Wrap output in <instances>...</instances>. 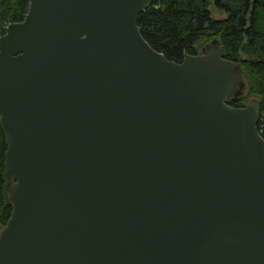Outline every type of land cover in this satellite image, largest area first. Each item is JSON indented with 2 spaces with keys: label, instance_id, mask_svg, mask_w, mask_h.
<instances>
[{
  "label": "water",
  "instance_id": "water-1",
  "mask_svg": "<svg viewBox=\"0 0 264 264\" xmlns=\"http://www.w3.org/2000/svg\"><path fill=\"white\" fill-rule=\"evenodd\" d=\"M153 0H29L0 36V264H264L260 102L213 39L180 63Z\"/></svg>",
  "mask_w": 264,
  "mask_h": 264
},
{
  "label": "trees",
  "instance_id": "trees-1",
  "mask_svg": "<svg viewBox=\"0 0 264 264\" xmlns=\"http://www.w3.org/2000/svg\"><path fill=\"white\" fill-rule=\"evenodd\" d=\"M226 13L213 19L209 5ZM29 0L0 1V36L9 24L21 22ZM140 34L168 61L180 63L184 55H195L215 39L224 49V58L241 62L246 79L245 95L228 102L241 107L247 100L260 102L257 130L264 115V0H153L137 18ZM6 141L0 126V227L11 213L4 193Z\"/></svg>",
  "mask_w": 264,
  "mask_h": 264
},
{
  "label": "rangeland",
  "instance_id": "rangeland-1",
  "mask_svg": "<svg viewBox=\"0 0 264 264\" xmlns=\"http://www.w3.org/2000/svg\"><path fill=\"white\" fill-rule=\"evenodd\" d=\"M208 9L213 19H223L227 16L225 12L218 10L213 4H210Z\"/></svg>",
  "mask_w": 264,
  "mask_h": 264
},
{
  "label": "built area",
  "instance_id": "built-area-1",
  "mask_svg": "<svg viewBox=\"0 0 264 264\" xmlns=\"http://www.w3.org/2000/svg\"><path fill=\"white\" fill-rule=\"evenodd\" d=\"M261 126L259 127V131L258 133L260 134V136L264 139V115L261 117Z\"/></svg>",
  "mask_w": 264,
  "mask_h": 264
}]
</instances>
